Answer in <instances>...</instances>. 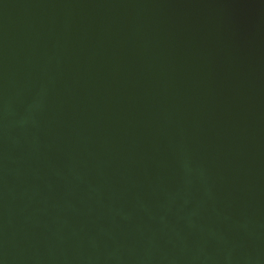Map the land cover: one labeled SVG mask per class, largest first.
Segmentation results:
<instances>
[{
    "label": "water",
    "instance_id": "1",
    "mask_svg": "<svg viewBox=\"0 0 264 264\" xmlns=\"http://www.w3.org/2000/svg\"><path fill=\"white\" fill-rule=\"evenodd\" d=\"M0 264H264V0H0Z\"/></svg>",
    "mask_w": 264,
    "mask_h": 264
}]
</instances>
